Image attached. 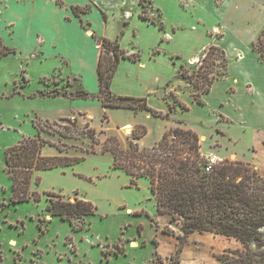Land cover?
<instances>
[{
    "label": "rangeland",
    "instance_id": "374dc122",
    "mask_svg": "<svg viewBox=\"0 0 264 264\" xmlns=\"http://www.w3.org/2000/svg\"><path fill=\"white\" fill-rule=\"evenodd\" d=\"M65 1L62 5L56 0H0V264H172L176 259L179 264H221V257L230 249H243L242 243L208 231H194L180 242L181 223L158 213L155 196L143 177L132 185L125 171L113 168V155L104 149V142L116 135L127 149L131 132H140L143 126L146 133L141 143L149 147L163 131L182 121V127L206 134L204 148L212 136H221L219 132L237 136L236 150L264 175V143L258 141L249 151L250 130L218 121L214 105L202 108L196 102L187 104L189 110L184 111L181 101L223 75L222 54L213 49L205 57L207 49L220 38L229 46L238 36L246 37L248 21L240 19L235 3L224 6L221 0L215 2L218 10L196 0H153L155 9L149 0H142L140 9L130 6L132 0L117 7L115 2L121 0H100L106 15L100 9L88 15L94 39L100 48L103 38L118 39L128 55L119 61L111 90L144 96L154 102L155 109L162 107L158 110L169 111L168 106H173L165 118L147 117L145 111L106 110L96 93L97 75L88 72L83 79L77 75L84 68L81 58L92 60L95 49L74 26L75 14L69 0ZM245 4L258 9L262 1ZM140 12L154 21L141 18ZM195 54L199 58L191 61ZM181 65L190 80L181 75ZM82 91L89 95L81 96ZM134 119L139 124L126 132L122 124ZM88 128L94 129L93 134ZM38 135L47 141L44 155L85 158L35 171L30 190L38 198L18 200L6 152ZM221 141L225 144L227 138ZM52 191L63 200H90L95 214L75 218L74 228L70 221L47 211ZM132 241L138 245L132 246ZM251 248L257 250L255 244Z\"/></svg>",
    "mask_w": 264,
    "mask_h": 264
},
{
    "label": "trees",
    "instance_id": "16d2710c",
    "mask_svg": "<svg viewBox=\"0 0 264 264\" xmlns=\"http://www.w3.org/2000/svg\"><path fill=\"white\" fill-rule=\"evenodd\" d=\"M72 8L77 16L87 10L79 5ZM103 15L106 14L103 12ZM139 16L154 21L146 13L140 12ZM160 25L163 27V22H160ZM101 44L98 98L102 105L132 108L135 111L147 110L155 116L165 118L167 114L149 106L144 96L112 93V77L120 59L128 55L120 48L118 39L103 38ZM252 48L259 52L260 59L264 62V28L252 42ZM213 49L222 54L225 68L228 63L223 48L211 45L205 57ZM110 50L112 55L109 56H113L112 59L107 57ZM8 51L10 50L6 52ZM180 73L187 80L192 78L188 70L184 69V65H181ZM217 77L209 80L202 91L194 92L193 95L199 102H202L201 94L210 90ZM80 95L87 97L89 93L82 91ZM182 107L188 109L186 104H182ZM105 118L108 116L105 115ZM139 127L140 132H131L132 140L127 149L122 148L116 135L107 137L104 149L113 155V168L122 169L131 176L132 185H136L142 177L149 181L158 213L168 214L171 220L181 223L183 235L180 236V242L183 237L194 231H208L233 237L242 243L243 249L228 250L221 257V264H264V175L249 161L229 158L214 165L211 171H205L206 158L201 151L198 133L180 125L167 129L152 146L141 148L138 140L145 135L146 130L143 126ZM38 128L42 130L40 125ZM88 130L93 134L94 129ZM60 134L66 136L64 133ZM92 138L95 143L98 142ZM46 143L47 141L39 135L29 137L6 152V164L13 178L14 195L18 200L38 198L37 193L30 190L35 171L51 169L58 165H71L85 158L44 155L42 150ZM54 146L60 150L58 144L55 143ZM48 194L52 197L49 199L47 211L70 221L74 228L75 218L95 214L96 207L90 200L76 198V201L72 202L63 200L61 195L54 194L53 191ZM251 244H255L257 250L252 249ZM172 264H179V259L174 260Z\"/></svg>",
    "mask_w": 264,
    "mask_h": 264
},
{
    "label": "crops",
    "instance_id": "0c3cea01",
    "mask_svg": "<svg viewBox=\"0 0 264 264\" xmlns=\"http://www.w3.org/2000/svg\"><path fill=\"white\" fill-rule=\"evenodd\" d=\"M132 1L133 2L130 3V6L131 4H133L134 7H138L140 9L141 0H132ZM196 1L198 2L200 1L199 4L205 8L211 5L213 8L212 10H218L219 8V5L215 4L217 0H196ZM221 1L222 3H225L223 4L224 6L229 2L235 3L234 8L235 11L239 13L240 19H242V21L244 22L248 21L247 22L248 26L246 27V30L248 29V34L246 35V37L238 36L234 42H231L232 44L229 46L226 44H222V38L216 40L214 44L221 46L223 49L225 48L226 55L228 56V60H227L228 64L224 68L225 74L218 76L211 84L210 90L202 93L203 102L201 103L198 102L192 93H190V98L188 100L185 101L181 99L180 100L184 104L186 105L190 104L192 106H195V103L197 102L198 104H201L200 106L202 108H204L206 105L207 106L214 105L216 106L219 113L217 118L218 121H221L222 123L227 124L228 126L232 124L238 125V128L243 127L245 131L250 130L251 142L248 146V150L251 151V149H255L254 146L257 144L258 141L264 143V62L260 59L259 52L255 51L252 48V42L256 40L259 33L264 28V0H261L262 4L261 7L258 9L254 8L253 5L245 4L249 0H221ZM63 2L65 3L66 1L56 0L57 4L61 3L63 5ZM68 2H70L72 11H73L72 6L74 5H79L81 7L87 8L86 12L81 13V16L75 15L76 21H74V26L78 28V31L82 35L84 41L93 45L95 51L92 54V60L88 61L87 60L88 56L81 58L85 69L83 68L82 71L77 75L81 79H83L87 77L88 72L92 76L96 74L98 80L96 93H99L100 85H99V75H98V61L100 57V45L99 42H97L94 39L95 32L91 29V23L88 21L89 20L88 15L90 12L93 11V9H100L99 6H101L102 2L100 0H84L80 2H76L75 0H69ZM128 2H129L128 0H121L119 3L118 1H116L115 7H117L120 4L126 5ZM149 3H150V7L155 9L153 0H149ZM100 11L103 14L102 9H100ZM157 11H160V8H157ZM219 14H221V12H219ZM67 19L70 20L69 23L73 22L71 18H67ZM214 28H217V26L214 25ZM222 35H225L226 37L225 33ZM204 50L205 49H203V51ZM80 55L82 57L83 53H81ZM198 58L199 56L195 54L191 58V61L197 60ZM112 93L116 95H120L116 91H112ZM167 94H168L167 92L163 93V99L168 104L166 100ZM147 102L149 106L152 105L151 107L152 108L154 107L155 109L156 106L154 102H152L150 99H147ZM104 108L107 110L114 107H104ZM157 108L160 109L162 107L159 106ZM168 108L169 111H171L170 105L168 106ZM124 109L132 110L133 112L136 113L140 111L141 112L145 111L146 113L145 115L147 117H149L152 114L150 111L147 110L135 111L132 108H124ZM188 110L189 107L184 111H188ZM158 111H162L164 114L167 115L169 112L167 111L166 108H163V110H158ZM174 111L177 110L175 109ZM184 111H181V113H183ZM200 117L204 118L205 116L201 115ZM134 121L135 122H125L122 124V127L124 128L126 125H131L134 130V128L136 127L135 125L139 124L138 120L134 119ZM182 123H183L182 121H178L175 124L181 126ZM191 129H193L194 131H196V133H198L200 137L201 151L204 155L208 154V152L210 151H215L218 155H220L225 159L226 158L241 159V160L249 161L252 164H254L248 158L246 159L243 158V155L236 150L235 139L237 136L231 137L230 136L231 134H228L226 132H221V133L219 132V135L221 136L219 138L218 135L215 137L212 136L213 140L211 141L210 145L208 146V148H204L203 141L206 140V134H204L195 127H191ZM163 132L160 135V137L155 141V143L161 138ZM143 137L138 140L139 145H142L141 139H143ZM222 137L227 138L226 141L227 143L226 142L225 144L222 143L221 141ZM143 147H145V145H142L141 148ZM252 151L254 152V150ZM254 166L258 169L257 165L254 164ZM144 180L148 183L149 186V181L146 178H144ZM130 181H131V176H130ZM128 210L131 209L128 208Z\"/></svg>",
    "mask_w": 264,
    "mask_h": 264
},
{
    "label": "built area",
    "instance_id": "2783aa9c",
    "mask_svg": "<svg viewBox=\"0 0 264 264\" xmlns=\"http://www.w3.org/2000/svg\"><path fill=\"white\" fill-rule=\"evenodd\" d=\"M206 163L204 165L205 171H211L214 165L221 163L225 160V158L221 157L214 151L208 152V154L205 155Z\"/></svg>",
    "mask_w": 264,
    "mask_h": 264
},
{
    "label": "bare ground",
    "instance_id": "6f19581e",
    "mask_svg": "<svg viewBox=\"0 0 264 264\" xmlns=\"http://www.w3.org/2000/svg\"><path fill=\"white\" fill-rule=\"evenodd\" d=\"M124 129L126 130V132H130V131L132 130V126H131V125H126V126L124 127ZM131 245L135 247V246L138 245V243H137V241H132ZM132 246H131V247H132Z\"/></svg>",
    "mask_w": 264,
    "mask_h": 264
}]
</instances>
